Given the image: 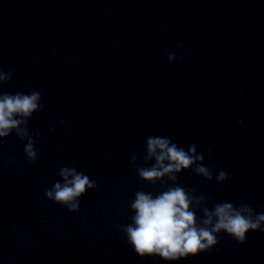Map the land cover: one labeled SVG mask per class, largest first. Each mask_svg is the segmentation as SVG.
Masks as SVG:
<instances>
[{"label": "clouds", "instance_id": "obj_1", "mask_svg": "<svg viewBox=\"0 0 264 264\" xmlns=\"http://www.w3.org/2000/svg\"><path fill=\"white\" fill-rule=\"evenodd\" d=\"M183 45L178 43L177 49ZM170 64L178 57L165 52ZM17 69L8 71L0 68V146L10 136L23 143V152L28 163H36L39 149L36 147L39 134L30 130V121L35 113L45 108L42 93L30 85L27 92L5 91V87L15 78ZM64 126V121H60ZM56 124L49 131L55 132ZM12 157L3 161L5 166L12 163ZM142 160V163L138 161ZM130 164L134 167L141 188L137 189L128 209L130 222L121 224L126 242L141 258L159 257L166 262H177L211 252L225 234L239 244L246 243L249 232L264 233V210L257 211L251 204L242 200L239 204L230 201L212 202V198L196 188L179 182L182 172H193L217 184L229 181L232 177L224 170H214L205 163V155L199 152L195 143L187 149L178 145L169 136L149 135L145 138L144 151L132 153ZM59 179L44 189L47 200L68 210L79 213L81 198L89 190L97 189L98 184L85 172L75 166H61L57 172ZM159 185L155 194L143 190V185ZM264 209V205H261Z\"/></svg>", "mask_w": 264, "mask_h": 264}]
</instances>
